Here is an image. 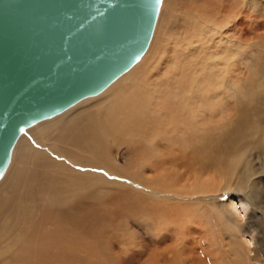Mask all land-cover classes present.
I'll list each match as a JSON object with an SVG mask.
<instances>
[{
	"label": "bare ground",
	"instance_id": "obj_1",
	"mask_svg": "<svg viewBox=\"0 0 264 264\" xmlns=\"http://www.w3.org/2000/svg\"><path fill=\"white\" fill-rule=\"evenodd\" d=\"M166 2L168 0L161 1L151 40L138 61L99 93L32 124L18 137L10 161L0 175V264H80L82 251L88 245L84 246L83 235L96 228L100 203L110 197L111 201H117L121 194L123 199L117 202L125 206L124 202L132 197L129 191L141 185L142 194L146 193L145 198L154 206L158 199L151 197L143 187L164 191L165 185L160 187L163 169L168 175L167 184L172 183L167 190L194 196L191 201L182 202V206L193 205L192 208L200 199H209L202 195L207 188L203 189L199 177H196L195 185L189 184L190 181L180 183L178 179L173 182L172 177L179 169L183 168L187 174V169L197 163L230 180L237 177L238 166L242 164L244 181L253 180L252 151H241V148L255 137L253 129L264 127V121L257 119V116L264 117V111L257 106L243 110L240 99L234 101L236 108L229 112L227 121L232 116L235 127L227 130L224 108L230 105L226 98L228 93L234 90L235 95H242L241 81L244 79L241 77L237 82L233 75L237 70L233 64L240 60L241 40L232 29L221 32L219 28V37L226 36V41L212 52L210 59L200 55V49L205 46L201 32L209 28L207 22L218 21L226 15V4L222 2L217 11L216 6L213 9V4L207 3L203 7L205 13L201 10L200 15L199 8L190 6L189 2L181 9L171 0L167 7L177 6V11L180 7L178 15H172V12L164 11ZM228 4L235 7L237 0H228ZM260 5V0H240L237 8L251 19L258 16ZM179 15L184 23L180 26L174 22ZM238 16V13L233 17L228 13L225 22L227 20V25L233 26V19ZM205 17H209L205 23L199 21V27L193 25ZM168 28L181 32V37L177 40L162 38V31H170ZM170 41L175 46L181 42L174 57L168 50L170 44L166 47ZM213 55L221 60H216ZM241 139L244 141L240 143ZM120 146H124L127 153L136 155L131 161L132 170L126 167L128 163L124 166L119 163ZM109 186L112 191H108ZM254 188L253 195L259 193ZM245 190L243 186L231 188L226 205L246 213L249 205L242 195ZM204 204L213 206V203ZM164 228L163 224H158L154 228L156 232L154 229L149 232L150 237H159V246L170 237ZM239 240L247 244V249L242 247L248 251L254 246L247 236H241ZM255 248L253 257L248 256L252 249L244 252L246 261L264 264V235ZM188 251L192 252L186 256L190 258L189 264H196L192 258L194 251ZM164 252L170 253L169 245ZM210 261L200 258L197 264Z\"/></svg>",
	"mask_w": 264,
	"mask_h": 264
},
{
	"label": "rangeland",
	"instance_id": "obj_2",
	"mask_svg": "<svg viewBox=\"0 0 264 264\" xmlns=\"http://www.w3.org/2000/svg\"><path fill=\"white\" fill-rule=\"evenodd\" d=\"M169 1L171 0H168V2ZM168 2H166L164 11L168 10L167 13L172 12V15H178L180 7L178 11L177 6L172 8L167 7ZM187 2L190 3V6L199 8L198 14H200L201 10L202 12H204L203 7L207 6V3H212L213 9H215L214 7L216 6V10L220 11L219 5H221V3L223 2L226 4V7L224 9L228 10L226 12V15L220 17V20L215 21V19L214 21H209L206 23V26L209 28H206L205 30L203 29V31L201 32V36L204 37L205 46H202L203 49H200V55L208 56V59H210L209 57L212 52L217 51L220 48L221 43L226 41V36L222 35L219 37V28L220 30L222 29L221 32L228 31V28L232 29L235 35L238 36V38L241 40V48H239L238 51L240 52V60L233 64L235 67H237V70L233 73V75L235 76L237 82L241 77L242 79H244L243 81H241V87L243 88L242 95H235L234 90L226 95V98L230 103L229 106L224 107L226 113V121L229 112H231V110H235L236 108L235 105L233 106V102L237 101L238 99H240L243 110H251L252 107L257 106L260 111H264V0H260L261 8L259 7L258 16H253L251 19L241 13V10L237 8L240 0H237V5L235 7L229 5L228 0H174V4L180 5L181 9ZM211 10L212 9L206 11ZM228 13L232 17L235 16V13L239 14L236 19H233V26H231L230 24L227 25V20L225 22V17ZM217 15H215L214 17H216ZM208 18H200L199 20H196L197 24H195V22L193 25H197L199 27V21L205 23ZM240 18L242 19V21H239ZM244 18H248L249 20H243ZM174 20V22L179 24V26L184 24L180 15L174 18ZM185 21L188 22L187 20ZM163 22H166V20H163ZM224 24L226 25L223 26ZM164 28H166V25ZM177 29L183 31L182 28ZM169 30L170 31L168 32L166 29L163 30L164 32L162 31V38H165L166 36V38H173L177 40L182 35V33L179 31H174L171 29ZM228 34L232 35L231 31H229ZM180 45L181 42H177L176 46L171 41L168 42V45L166 47L169 46L168 50L170 56L174 57V53H176V50ZM214 56L215 55H213V57ZM214 58L216 60H221L219 56H215ZM122 89L124 90V88ZM233 119L234 118L230 116L229 120L227 121V130H231L233 127H235ZM257 119L264 121V117L257 116ZM254 127H256V125ZM256 128L252 130V133L255 137H251L248 145H243V147L241 146V151H252L250 156V161L254 168V170L252 169V173L254 175V178L252 177V181L251 179L248 182L244 181L245 178L243 179L242 164H239L238 166L239 171L237 172V177H235L234 179L232 177L230 180L225 179V177L221 175V177L216 175L214 173L215 171L210 167H208V169L205 167L203 168L200 164L197 163L194 165L192 164L193 167L187 169V174H184V172L186 171H184L183 168L179 169L178 171H176L177 175L172 177V181L174 180L173 182L179 181L180 183H189L190 181L189 184L195 185V182L199 177V180L201 178L203 179H201V182L198 181L200 184L203 183L201 184L204 186L203 189L207 188L205 189L206 191L203 190L204 193H202V195H206L207 197L209 196V199H200V202H196L194 208H192L193 205L187 207L182 206V202L185 203L187 201H191L194 196L189 197L188 195L181 192H171L167 190V186L172 183L167 184L168 175L163 172V169V174L161 175L160 180V183L162 185H160V187L162 189L163 185H165L164 191L157 190L148 186L143 187L144 190L150 193L151 197H153L154 199H158V201L155 200L154 206H152V201L150 199H146V193H144V195L142 194L140 188L141 185L137 186L135 189L132 188L129 191V194H131L132 197L130 198L131 200L129 199L130 201L128 200L124 202L126 203L124 204L125 206L121 205L123 203L117 202L123 199L121 194H118V197L120 199H118L117 201H111L110 197V199L108 198L100 203V212L98 215L96 228L90 230L88 234L84 233L83 235L86 241H84V246H86V243L90 245L92 241L94 243L91 244V246L87 245V247L83 249L80 264H189L190 258L186 256H190L192 254V252L188 251L191 249L194 251L193 254L195 257L192 258H194V262L196 264L198 263L200 258H202L203 261L211 260L208 263L206 262L207 264H249L250 262L246 261L248 260V258L245 256V253L250 252V250L252 249L251 252L248 253V256L253 257V254L256 250L255 245L261 241V238L264 235V127L260 129ZM255 130L258 131L256 132ZM247 131L249 132V130ZM239 141L241 143L242 141H244V139H241ZM120 147V157L118 159V161L120 160L119 163L122 166L128 163L126 167H129L130 170H132V166H130L132 164L131 161H134L136 159V155H131V153L129 152L127 153L124 146ZM108 152L111 151L108 150ZM137 158H139V156H137ZM207 174L209 175L208 178ZM178 176L181 178H177ZM212 176L216 177V180ZM206 179H209L208 182L210 183L206 181L204 182V180ZM251 185L255 188L251 187ZM242 186L246 189L242 195L246 198L249 205L246 213L237 212V210L235 211V209H231L228 204V206L226 205V201L231 195V188H241ZM253 188L254 190L257 189L259 191V193L254 194L256 197L251 194ZM108 191H112V186H109ZM195 193L200 194L197 192ZM209 193L215 194L210 195ZM134 197L139 201H136ZM142 198H144L145 200H141ZM140 203L141 207H138V204ZM204 203H213V206L207 204L205 205ZM219 208L222 210H220ZM174 209L175 211H173ZM215 210H217L218 212L213 213V211ZM233 217L235 218V220ZM169 219L172 220V222ZM220 219H223L224 222H222V220ZM229 222L234 225H230ZM158 224H163L166 227L164 229H167L166 231L170 235V237L172 236V238L169 237L166 242L164 244H161L160 246L158 236L156 238L149 236V232L158 227ZM172 226L175 227L171 228ZM230 226H232V229ZM233 226H235L236 230H233L235 229ZM239 229L240 231H238ZM153 232H156L155 229L153 230ZM239 233L240 236L238 235ZM155 235L157 234L155 233ZM241 236H247L251 238V244H254V246L252 245L250 247L251 249L248 248L250 249L249 251L246 250L247 246L245 245L247 244H245L243 240H239ZM232 237H234V239H237L234 240ZM177 240L179 242H177ZM172 241H174L175 244H173L174 242ZM167 245H169L170 253L164 252ZM214 246H216L215 249ZM242 246H245L246 249H244V247ZM155 253L159 255L157 256ZM205 254L208 256H206ZM250 260L252 261V259Z\"/></svg>",
	"mask_w": 264,
	"mask_h": 264
},
{
	"label": "water",
	"instance_id": "obj_3",
	"mask_svg": "<svg viewBox=\"0 0 264 264\" xmlns=\"http://www.w3.org/2000/svg\"><path fill=\"white\" fill-rule=\"evenodd\" d=\"M162 0H0V175L21 133L146 51Z\"/></svg>",
	"mask_w": 264,
	"mask_h": 264
}]
</instances>
